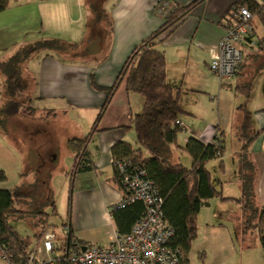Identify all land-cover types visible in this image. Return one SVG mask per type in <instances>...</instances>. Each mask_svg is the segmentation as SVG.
Here are the masks:
<instances>
[{
    "label": "crops",
    "instance_id": "obj_1",
    "mask_svg": "<svg viewBox=\"0 0 264 264\" xmlns=\"http://www.w3.org/2000/svg\"><path fill=\"white\" fill-rule=\"evenodd\" d=\"M195 1L197 0H176L179 8L188 7ZM90 2L91 0H10L9 7L0 12V63L12 57L22 46L41 39L55 38L69 43H86L89 37ZM157 2L158 0H104L103 6L112 24V33L106 49L95 51L93 45L92 54L88 59L76 60L41 52L26 62L23 75L28 81L29 89L21 97L23 107L16 116L9 118L4 128L0 127V171L5 172L7 176L5 182H0V190H11L26 184L36 187L38 182H41L39 178L47 176L53 192L54 186L50 176L56 167L65 170L71 168L67 172L69 177L74 165V153L69 148V141L86 136L84 132L87 131L82 129L81 123L94 124L106 100L107 94L96 90L93 83L100 87H111L133 50L164 25L165 19L158 17L154 12ZM238 6V0L202 1L183 21L163 36V42L158 48L166 55V48L171 45L177 52L181 68L187 58L197 64L200 72H207L211 53L225 33L223 20L231 19L233 11ZM255 20L260 21L258 17ZM255 20V33L258 36ZM194 41L195 44L192 46ZM241 48L247 59L240 70L241 74L236 76V85L253 80L248 109L253 116L254 131L260 132V136L250 150L257 168V200L263 206L264 57L258 55L256 58H250L251 49L247 46ZM102 52L103 55L97 57L99 56L97 54ZM183 79L177 76V82L171 81L167 74L168 82L180 89L181 108L183 107L181 98L188 93ZM221 88L227 90L219 92L218 101L230 105L224 124L227 130L221 125H207L193 130L190 128L188 136L183 137L182 144L171 146V160L173 163H182L179 152L182 156L183 154L189 156L181 148L192 136L203 143H209L216 135L221 134L226 148V134L230 132L228 136L231 146L230 165L222 157L224 172L220 175L218 183L213 180L214 173L209 170V163L206 167L211 173L213 184L225 197L239 198L241 188L238 181L237 155L242 144L236 136V128L243 118L239 107L244 104L245 97L239 92L233 93L230 85L222 84ZM5 101L3 78L0 73V107ZM111 109L118 112L116 116L113 112V118L110 114ZM139 113L133 114L125 96L121 106H111L105 114L100 126L101 132L93 137L88 146L92 169L79 172L75 180L76 183L79 182L75 188V201L77 196L82 195L84 199L96 197L97 203L91 205V200H88L85 214L77 216L74 211L71 223L68 226L63 225L66 238L62 253L68 246L67 227L72 229L79 246L87 244L107 246L119 233V226L109 212V208L123 197V191L117 185L114 170L111 168V160L115 157L113 147L119 142H125L135 150L140 148L136 141L135 145L128 139L125 130H119L131 129L132 117ZM111 119H114L113 123L109 121ZM184 121L186 118L181 117V122L185 124ZM36 124L40 127L35 128ZM113 127L118 131L111 132L115 130ZM61 137L63 139L60 140ZM174 150L176 152H173ZM142 153L144 157H148L146 150L142 149ZM67 159H71L72 165H67ZM187 159V164L191 167L192 158ZM229 186L234 188L229 189ZM209 205L210 200L202 208ZM37 228L35 226L32 228L36 239ZM27 242L32 251L34 248L30 247L28 240ZM37 242L40 245L41 239L40 241L37 239ZM61 247L60 244L57 245V253Z\"/></svg>",
    "mask_w": 264,
    "mask_h": 264
},
{
    "label": "trees",
    "instance_id": "obj_2",
    "mask_svg": "<svg viewBox=\"0 0 264 264\" xmlns=\"http://www.w3.org/2000/svg\"><path fill=\"white\" fill-rule=\"evenodd\" d=\"M202 1L204 0H197L185 8L177 6L165 19L164 25L133 50L111 87H100L93 83L96 90L107 94L106 100L91 132L81 139L73 138L69 141V148L74 153V165L69 174L71 181L69 213L67 223H64L67 226L72 218L75 179L79 172L92 169L88 146L93 135L100 131L99 126L113 98L122 84L125 85L127 92H134L143 97L145 103L142 112L136 114L131 120L140 148L135 150L129 144L119 142L113 147L115 154L113 160L127 159L132 167L144 169L148 178L153 181L164 197L165 218L175 230L171 245L179 247L183 253V259L179 264H189L188 253L197 237L199 213L209 200L217 197L222 201H232L240 207L237 237L245 243V237L256 232L264 256V205H260L257 200V168L250 150L254 141L260 136V132L254 131L253 116L248 109L253 80L237 84L235 88V93L239 92L245 97L244 104L239 107L243 118L236 128V136L242 144L237 155L238 181L241 188L239 198L225 197L223 192L213 184L211 173L206 167L210 161L222 159L225 144L221 134L216 135L209 143H203L193 136L188 139L181 149L192 158L191 167L180 162L173 163L171 160V146H177L178 135L183 131L178 122L181 121V116L185 112L179 103L180 89L172 86L167 80L166 55L158 48V45L163 42V36L183 21ZM240 1L260 19L264 26V4H261L259 0ZM9 2L10 0H0V12L9 7ZM96 2H90L95 4L89 6L92 15L89 18V37L86 43H69L55 38L41 39L22 46L12 57L0 63L6 97L5 103L0 107L1 128H4L9 118L16 116L23 107L21 97L29 89L28 81L23 75V67L31 57L46 52L65 56L69 60L88 59L92 54L91 41L95 39L94 26L102 19L109 20L111 27L109 36H111L112 24L108 13L103 4L97 6ZM102 2L104 3V0ZM257 38V47L254 52L249 53L250 58H256L258 55L264 57V37L257 36ZM242 67L243 65L237 75L241 74ZM262 67L264 68V63ZM142 149L147 151L148 157L143 156ZM220 168L224 171L223 161ZM114 173L117 185L123 191L124 197H127L116 169ZM39 179L41 182L39 181L36 187L26 184L11 190H0V241L8 245L14 261L18 264L24 263L31 251L27 239L13 226L12 220H36L35 226L41 228V232L36 236L40 241L44 231L51 227V215L56 213L55 195L49 187V177ZM6 180L5 172L0 171V182ZM40 195L45 197L42 203L38 201ZM49 210H52L51 214ZM144 213V204L135 201L114 210L112 215L119 226V233L127 234ZM68 236L74 240L71 228H69ZM246 247H249V243Z\"/></svg>",
    "mask_w": 264,
    "mask_h": 264
},
{
    "label": "rangeland",
    "instance_id": "obj_3",
    "mask_svg": "<svg viewBox=\"0 0 264 264\" xmlns=\"http://www.w3.org/2000/svg\"><path fill=\"white\" fill-rule=\"evenodd\" d=\"M103 0H91V2H96V5H102ZM90 4V3H89ZM93 5L95 3H92ZM90 4L89 6H92ZM90 8V7H89ZM92 15V14H91ZM96 18V17H95ZM257 24V33L258 36L264 37V26L259 20H255ZM111 27L109 25L108 19H102L100 23L94 26V38L91 42L94 45V50L106 49L107 44L109 43V32ZM195 44H192V46ZM255 51V49L250 50ZM101 53V52H100ZM98 53L97 57H101L103 55ZM180 59V58H179ZM166 60H167V74L171 81L177 82V76L180 79L184 78V87L187 94H184L181 98L182 108L184 111L190 112L189 115L184 113L181 117L186 118L185 124L193 129H198V127H205L207 125L217 126L221 125L224 128V124L227 118V112L229 110V106L226 103H222L218 101L219 92L226 91L227 88L222 87V81L218 76L213 74L210 68H207V72H200L197 68V64L193 60L185 59V65L181 68L180 64H178L177 60V52L173 48V46L168 45L166 48ZM245 66V65H244ZM230 90V89H229ZM233 93L235 92V84L234 88L231 90ZM128 101L129 108L135 113H139L142 111V107H144V99L141 95L134 92H127L125 90L124 84L120 87L115 97L112 100L111 106H121L122 99L125 98ZM143 105V106H142ZM109 107V108H110ZM109 110V109H108ZM111 109L110 114L111 117L113 115ZM117 111L114 112V116L117 115ZM231 114V111H230ZM191 115H195L193 117ZM113 118V117H112ZM130 119V117L128 118ZM95 121V120H94ZM93 121V122H94ZM111 123L114 122V119L109 120ZM130 122V121H129ZM78 123V122H77ZM82 129L87 131L84 132L87 136L92 129L93 123H81ZM102 124V122H101ZM100 124V126H101ZM131 129H119L125 130L128 133V139L133 141V143L137 142V136L133 125ZM99 126V129L101 127ZM35 128H39V125H35ZM81 127V125H80ZM115 128V127H113ZM112 128V129H113ZM68 129V128H67ZM70 129V128H69ZM88 129V130H87ZM225 129V128H224ZM227 130V129H225ZM22 131V130H21ZM118 131L116 128L111 132ZM96 132L93 137L97 133ZM188 132L183 130L179 133L177 139V145L182 144V139L184 136H188ZM65 133V131H64ZM229 133L226 134V148L224 152V161L230 165L229 154H231V146L229 143ZM45 138H42L44 140ZM63 137L60 138V140ZM41 143V142H39ZM135 144V143H134ZM136 145V144H135ZM173 152H176L174 150ZM179 152V151H178ZM182 163L188 166V159L190 157L186 154H182L179 152ZM70 161V163H69ZM67 165H72L71 159H67ZM221 160L216 159L210 161L208 164L209 170L214 173L213 180H216V183L219 182L220 175L224 172L223 169L220 168ZM111 168L112 164H111ZM230 168V167H228ZM71 169V168H70ZM65 170L62 167H56L52 170V174L50 179L53 183L54 189L52 194L55 195L56 201V213L51 215L50 224L53 228V231L57 233L58 239L56 241V245L60 244V251L57 253L61 255L63 251V245L65 244V232H64V223H67L68 213H69V190H70V176L68 177L67 172L70 171ZM114 170V169H113ZM14 171V170H13ZM14 173V172H12ZM15 174V173H14ZM16 175V174H15ZM76 180V179H75ZM79 182L75 181L74 184V194H73V206H72V215L73 217L74 211H76V215L85 214L86 211V202L91 200V205L97 203L96 197H84L77 196L75 201V188H77V184ZM230 188H234L233 186H229ZM41 203L45 201V197L42 195L39 196V200ZM76 203V209H75ZM50 209V208H49ZM52 210H49L51 214ZM240 207L232 202V201H222L220 198H213L210 200V205L208 207H204L201 209L198 216V232L197 237L192 243V247L190 252L188 253V259L190 264H264V256L263 250L259 243L257 233L254 232L247 237H245V243L242 239L237 237L238 228L237 223L238 217L240 216ZM32 222V224L30 223ZM13 226L29 241L31 248L37 247V239L35 238L33 227L35 226L36 220L34 219H14L12 220ZM36 227V226H35ZM38 233L41 232V228L38 227ZM242 238V237H240ZM249 243V247H246ZM246 245V246H245ZM39 246V244H38ZM0 264L2 262L0 261Z\"/></svg>",
    "mask_w": 264,
    "mask_h": 264
},
{
    "label": "built area",
    "instance_id": "obj_4",
    "mask_svg": "<svg viewBox=\"0 0 264 264\" xmlns=\"http://www.w3.org/2000/svg\"><path fill=\"white\" fill-rule=\"evenodd\" d=\"M264 4V0H259ZM239 6L233 11L231 19L223 20L225 33L218 46L211 53L209 68L220 78L222 84L236 88V75L245 60L241 46L255 49L258 38L255 33L256 16L238 0ZM177 8L176 0H158L154 12L167 19ZM178 124L183 130L190 128L183 122ZM113 169L119 173L121 184L127 197H123L109 208L114 210L131 202L139 201L145 206L143 217L127 234L117 233L111 244L96 246L87 244L71 245L61 255L57 254V233L47 228L38 247L30 252L22 264H179L183 259L182 250L171 245L175 230L165 218L163 206L165 199L144 169L132 167L127 160H111ZM69 231V227H67ZM0 261L2 264H18L5 242L0 241Z\"/></svg>",
    "mask_w": 264,
    "mask_h": 264
},
{
    "label": "water",
    "instance_id": "obj_5",
    "mask_svg": "<svg viewBox=\"0 0 264 264\" xmlns=\"http://www.w3.org/2000/svg\"><path fill=\"white\" fill-rule=\"evenodd\" d=\"M67 240H68V244H67V245H68V246H67V252L69 251L71 245L76 246V247L79 246L78 243H77V240H76V239L71 240V238L68 237ZM81 249H82L83 251H85L86 247H85V246H82ZM68 264H69V263H68Z\"/></svg>",
    "mask_w": 264,
    "mask_h": 264
}]
</instances>
